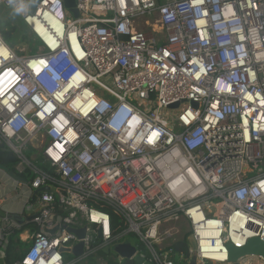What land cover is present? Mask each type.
I'll list each match as a JSON object with an SVG mask.
<instances>
[{
    "label": "built area",
    "instance_id": "built-area-1",
    "mask_svg": "<svg viewBox=\"0 0 264 264\" xmlns=\"http://www.w3.org/2000/svg\"><path fill=\"white\" fill-rule=\"evenodd\" d=\"M63 1L0 0L25 29L0 36V147L32 203L12 264H232L264 243V0ZM21 227L0 218V260Z\"/></svg>",
    "mask_w": 264,
    "mask_h": 264
},
{
    "label": "water",
    "instance_id": "water-1",
    "mask_svg": "<svg viewBox=\"0 0 264 264\" xmlns=\"http://www.w3.org/2000/svg\"><path fill=\"white\" fill-rule=\"evenodd\" d=\"M32 4L36 5L38 4L41 0H29ZM75 2L76 0H64L63 1V5L66 9H68L72 15V17L74 19H77L79 14L78 12L75 10ZM35 8L34 6L31 8L32 13L34 12ZM178 105H172L169 108H176ZM0 171L3 172L5 175H7L10 179L16 181V182H20L21 179L16 176L13 172L9 171L8 169H6L5 167L0 165ZM44 191H53L52 188H43L41 190L35 191L34 194H40L41 192ZM6 214L3 212V210L0 208V218H5ZM71 232L75 233L77 235V237L80 239L83 236V231H75L72 230ZM189 244L191 247H193V241L190 240ZM81 248L82 245L78 244L75 248H74V253L76 255H80L81 253ZM111 250L116 253L117 255H119V257L123 258V259H130L134 253L135 250L134 248L131 246L129 239H126L122 244H118V245H114ZM64 253H68L69 249L64 248L62 250ZM227 251H228V260L230 263L232 264H237V260L245 255H257V256H262L264 257V243L260 241V239L258 238H252L250 240H248L247 244L242 247V248H235L231 245L227 246ZM109 251L108 250H104V253L107 254ZM141 259L139 257H136L134 259V262L136 264H140L141 263ZM191 264H194V262H192Z\"/></svg>",
    "mask_w": 264,
    "mask_h": 264
},
{
    "label": "crops",
    "instance_id": "crops-1",
    "mask_svg": "<svg viewBox=\"0 0 264 264\" xmlns=\"http://www.w3.org/2000/svg\"><path fill=\"white\" fill-rule=\"evenodd\" d=\"M0 24L3 25V28L0 29V36H3V40L5 41L10 35H15V41L18 44L19 37L21 36V28L15 14L8 9L0 8ZM8 25L15 26L17 31L10 32ZM4 34H6V38ZM5 42L8 43V41ZM6 195H9L7 200L4 199ZM29 205H32V203L27 201L26 191L18 188L14 180L0 171V208L6 214V217L29 216L30 212L27 210ZM13 260L6 262L5 258L4 260H0V264H12L14 262Z\"/></svg>",
    "mask_w": 264,
    "mask_h": 264
},
{
    "label": "trees",
    "instance_id": "trees-1",
    "mask_svg": "<svg viewBox=\"0 0 264 264\" xmlns=\"http://www.w3.org/2000/svg\"><path fill=\"white\" fill-rule=\"evenodd\" d=\"M158 3L162 2L161 0H157ZM8 30L10 32L17 31L15 26L8 25ZM3 39V36H1ZM17 160L13 156L11 152H9L7 149L0 147V165L5 167L11 172H15V166H16ZM23 177V178H22ZM21 179L23 181H27L29 178L27 175L21 176ZM104 210L106 209L112 216V222H113V233L116 234L117 231H121L124 228L123 222H121L118 218L114 217L112 212L108 208L102 207ZM11 221L17 222L18 224H22V227L20 230H9V238H8V247L6 251V262H9L10 260H17L20 258V252L18 253L15 248H21L23 245L19 241V235L22 234L27 228L32 229V223L30 222L31 218L29 216H11L9 218ZM23 222V223H22ZM26 223V224H25ZM186 246V242H178L175 244L174 249L177 251H183L184 247ZM105 255V253H102ZM125 264H136L135 262H125Z\"/></svg>",
    "mask_w": 264,
    "mask_h": 264
},
{
    "label": "rangeland",
    "instance_id": "rangeland-1",
    "mask_svg": "<svg viewBox=\"0 0 264 264\" xmlns=\"http://www.w3.org/2000/svg\"><path fill=\"white\" fill-rule=\"evenodd\" d=\"M161 1H165V0H161ZM72 17V16H71ZM18 22H19V25H20V28H21V35L22 34H24L25 33V29H24V27H23V25L21 24V22H20V20H18ZM3 28V25L2 24H0V29H2ZM4 36H5V38L7 37L6 36V34H4ZM16 40V36L15 35H10V36H8L7 38H6V40L5 41H8V44L9 45H11L12 47H16L18 44H17V41H15ZM15 41V42H14ZM23 223V222H22ZM26 230H29V228H27ZM25 230V231H26ZM26 246H23V248H25ZM22 247L21 248H15V250H17V252L19 253V251L21 250V249H23ZM256 259V258H255ZM256 261H258V260H256Z\"/></svg>",
    "mask_w": 264,
    "mask_h": 264
},
{
    "label": "bare ground",
    "instance_id": "bare-ground-1",
    "mask_svg": "<svg viewBox=\"0 0 264 264\" xmlns=\"http://www.w3.org/2000/svg\"><path fill=\"white\" fill-rule=\"evenodd\" d=\"M48 15H44V20L47 21Z\"/></svg>",
    "mask_w": 264,
    "mask_h": 264
},
{
    "label": "clouds",
    "instance_id": "clouds-1",
    "mask_svg": "<svg viewBox=\"0 0 264 264\" xmlns=\"http://www.w3.org/2000/svg\"><path fill=\"white\" fill-rule=\"evenodd\" d=\"M21 10H16L17 13H19Z\"/></svg>",
    "mask_w": 264,
    "mask_h": 264
},
{
    "label": "snow or ice",
    "instance_id": "snow-or-ice-1",
    "mask_svg": "<svg viewBox=\"0 0 264 264\" xmlns=\"http://www.w3.org/2000/svg\"><path fill=\"white\" fill-rule=\"evenodd\" d=\"M153 135H155V133Z\"/></svg>",
    "mask_w": 264,
    "mask_h": 264
}]
</instances>
